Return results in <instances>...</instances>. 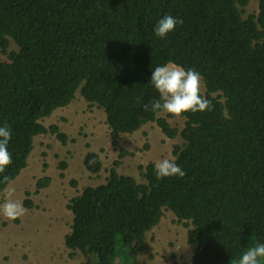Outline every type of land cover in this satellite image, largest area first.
Segmentation results:
<instances>
[{
  "label": "trees",
  "instance_id": "trees-1",
  "mask_svg": "<svg viewBox=\"0 0 264 264\" xmlns=\"http://www.w3.org/2000/svg\"><path fill=\"white\" fill-rule=\"evenodd\" d=\"M248 1L0 0V53L7 58L0 56V126L12 133L0 191L27 166L34 136L50 132L67 141L59 125L41 118L79 92L104 110L113 144L147 122L167 137L179 134L173 160L186 175L157 180L150 161L139 166L138 182L114 160L104 182L67 203L70 257L80 252L82 264H114L119 234L129 258L119 264H146L138 258L145 234L165 210L188 226L189 264H236L264 243V0L244 17ZM165 15L183 23L159 38L154 27ZM166 63L199 72L200 95L213 105L183 113L180 130L161 112L144 110L159 99L151 73ZM83 164L92 173L102 169L93 150ZM49 181L43 176L35 185Z\"/></svg>",
  "mask_w": 264,
  "mask_h": 264
},
{
  "label": "rangeland",
  "instance_id": "rangeland-1",
  "mask_svg": "<svg viewBox=\"0 0 264 264\" xmlns=\"http://www.w3.org/2000/svg\"><path fill=\"white\" fill-rule=\"evenodd\" d=\"M257 7L258 0H249L244 17L257 13ZM10 42V49H17L14 42ZM0 56L7 59L1 53ZM200 91L205 92L202 79ZM159 115L179 130L184 125L182 116L164 112ZM41 122L45 126L59 125L68 139L62 143L50 132L34 136L27 166L6 186L15 188L13 199L20 200L26 212L15 220L0 213V264L84 263L86 257L80 252L70 257L64 243L72 221V213L67 208L69 199L85 186L104 182L107 169L116 159L120 161L117 166L120 174L143 182L139 166L165 158L173 160L174 144L182 143L179 134L167 137L155 122H147L132 133L119 134L113 144L104 110L87 102L79 92L67 106L56 108L49 116L41 118ZM89 150L100 155L102 169L98 173L88 171L83 164ZM43 176H48L50 181L47 186L37 188L36 180ZM4 190L0 191V205L4 203ZM26 191L33 206L24 204ZM187 229L172 211L165 210L160 222L145 234L139 260L146 264H189L194 246L187 242ZM117 239L114 264H119L118 258L128 262L119 234Z\"/></svg>",
  "mask_w": 264,
  "mask_h": 264
},
{
  "label": "clouds",
  "instance_id": "clouds-1",
  "mask_svg": "<svg viewBox=\"0 0 264 264\" xmlns=\"http://www.w3.org/2000/svg\"><path fill=\"white\" fill-rule=\"evenodd\" d=\"M183 21L172 15H165L154 27V34L164 38L174 31L177 24ZM150 83L159 93V99L144 105L145 111L164 112L179 117L185 112H197L211 110L213 105L209 99L200 95L201 74L194 69L185 70L183 67L166 63L157 66L151 73ZM11 128L8 124L0 126V174L12 163L11 154L7 145L11 139ZM156 179L186 175V172L178 166L174 160L165 158L155 162ZM8 177L3 176V183L8 182ZM14 187H6L4 190V203L0 205V213L10 220H15L25 214L26 209L20 200L13 199ZM264 261V243L249 248L236 261V264H262Z\"/></svg>",
  "mask_w": 264,
  "mask_h": 264
}]
</instances>
